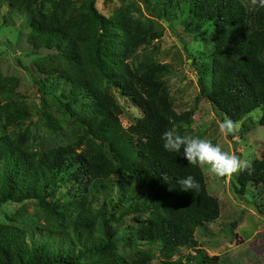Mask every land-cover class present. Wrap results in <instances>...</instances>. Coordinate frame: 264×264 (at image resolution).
Here are the masks:
<instances>
[{
  "label": "rangeland",
  "instance_id": "obj_1",
  "mask_svg": "<svg viewBox=\"0 0 264 264\" xmlns=\"http://www.w3.org/2000/svg\"><path fill=\"white\" fill-rule=\"evenodd\" d=\"M167 1L69 0L65 4L60 0H0V135L12 140L21 138L18 145L37 153L43 148L70 143L83 131L80 120L91 115V99L86 94L73 97L69 88L62 87L57 79L55 69L62 59L53 53L47 55L49 50L35 53L28 42L30 12L36 16L61 14L77 16L81 31H90L89 39L82 45L83 60L93 74L91 82L109 92L122 106L119 120L124 129L134 125L143 111L118 89V77L127 68L134 70L141 64H163L167 67L163 81L181 118L174 128L177 134L208 139L251 163L261 158L264 155V125L260 123L263 109L259 107L241 121L234 122L236 131L224 135L219 130L223 117L208 99L218 31L210 23L192 30L187 27L192 19L189 6L171 14L166 11ZM242 1L250 9L260 4V0ZM91 9L112 22L111 25L95 23ZM118 22L133 27L143 43L133 48L125 46L122 36L114 31ZM199 69L203 72V87ZM201 168L209 192L220 201L221 215L216 221L197 228L192 243L178 248L170 256L162 244L146 245L125 240L128 234L148 221L150 214L149 211L128 213L131 202L137 199L142 202L145 198L136 179L117 164L113 165L107 188L95 197L89 193L85 204L83 198L73 197L72 183L66 186L58 182L48 188L45 200L1 203L0 225L11 231L31 229L47 233L49 229L60 230L73 239L77 236L74 228L81 213H85L89 225L83 232L84 238L99 241L105 237L106 229L103 205L120 191L133 196L134 201H114L107 207L108 216L113 218L110 229L117 237L113 250L89 252L75 264H122L142 253L151 256V264H202L200 254L212 258L210 264H264V186L250 184L240 195L236 191L240 187V172L217 177L207 166ZM24 236L29 243L30 236ZM5 246V254L0 253V264L15 261V247ZM79 248L77 243L72 251L78 252Z\"/></svg>",
  "mask_w": 264,
  "mask_h": 264
},
{
  "label": "trees",
  "instance_id": "obj_2",
  "mask_svg": "<svg viewBox=\"0 0 264 264\" xmlns=\"http://www.w3.org/2000/svg\"><path fill=\"white\" fill-rule=\"evenodd\" d=\"M60 1L67 4L69 0ZM188 6L192 19L187 27L195 30L210 23L219 33L208 99L223 119L234 122L261 107L260 123L264 125V6L260 3L250 9L242 0H168L166 11L175 14ZM90 14L99 25L112 23L95 9H91ZM80 26L77 16L29 13L28 42L34 52L49 50L47 55L53 53L61 58L55 69L59 83L69 88L73 97L86 94L91 99L93 111L88 118L80 120L83 131L74 141L43 148L37 153L18 145L21 138L12 140L1 134L0 204L11 200H45L48 188L58 182L66 186L72 183L73 197L83 198L85 204L89 193L95 197L107 188L113 165L117 164L136 179L145 198L142 202L138 199L131 202L128 213L149 211L150 214L148 221L128 234L125 240L146 245L162 244L170 256L178 248L192 243L197 228L220 217V201L209 192L201 165L189 164L182 151L167 152L162 146L161 134L167 129L175 130L181 119L163 81L167 67L157 63L141 64L120 74L118 89L143 111L134 125L124 129L119 120L122 106L109 92L91 82L93 74L85 65L82 47L90 31H81ZM114 31L129 48L144 41L125 22L114 25ZM100 60L105 65L103 59ZM198 74L203 87L202 69ZM189 175L199 184V189L193 193L184 191L178 183ZM239 182L236 191L240 195L250 184L264 186V155L251 163L250 170L240 172ZM128 200L134 201L133 196L118 191L103 205L106 229L105 237L99 241L84 238L89 218L81 213L74 228L77 236L73 239L60 230L49 229L47 233L31 229L11 231L0 225V253L5 254V245L15 247V261L7 260L6 264H75L89 252L112 251L117 237L110 229L113 218L108 216L107 207L114 201ZM25 234L30 236L29 243ZM77 243L80 248L74 252L72 249ZM200 256L202 264L211 263L212 258ZM151 261L149 254L142 253L122 264H151Z\"/></svg>",
  "mask_w": 264,
  "mask_h": 264
},
{
  "label": "clouds",
  "instance_id": "obj_3",
  "mask_svg": "<svg viewBox=\"0 0 264 264\" xmlns=\"http://www.w3.org/2000/svg\"><path fill=\"white\" fill-rule=\"evenodd\" d=\"M264 6V0H260ZM219 130L224 135H231L236 131L234 121L229 118L219 123ZM162 146L167 152L180 153L192 165L207 166L208 171L217 177H228L244 170H250L251 161L236 154L224 151L218 144L193 135H179L173 129H167L161 134ZM186 192L199 189L198 182L191 175L178 181Z\"/></svg>",
  "mask_w": 264,
  "mask_h": 264
}]
</instances>
